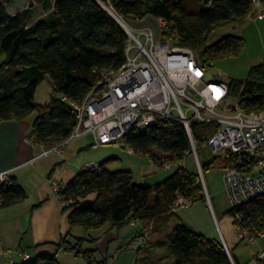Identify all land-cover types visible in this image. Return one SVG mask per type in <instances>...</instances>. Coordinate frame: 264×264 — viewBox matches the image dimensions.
<instances>
[{
	"label": "trees",
	"instance_id": "1",
	"mask_svg": "<svg viewBox=\"0 0 264 264\" xmlns=\"http://www.w3.org/2000/svg\"><path fill=\"white\" fill-rule=\"evenodd\" d=\"M7 1L0 0V122L23 121L35 111L37 117L31 133L34 143L56 145L69 137L75 127L63 99L78 102L99 81L101 71L121 68L125 62L126 35L113 17L92 0H32L31 7L50 14L36 21H32L31 8L15 15L6 13ZM258 2L264 6V0ZM113 7L126 20H142L146 16L163 20L168 28L162 37H177L176 45L195 52L198 61L208 66L214 60L234 58L243 47L242 39L234 36L208 46L210 33L232 23L243 24L255 5L252 0H119ZM46 76L53 82V96L44 106L33 104L36 89ZM227 85L228 95L238 99L244 113L264 108V65H256L246 79H235ZM215 128L206 124L192 126L197 147ZM125 141L135 154H170L180 166L166 179L149 186L134 184L129 171H108L104 162L99 163V170L81 169L59 195L61 202L69 204L62 207V212L67 215L70 230H98L106 224L119 229L136 221L150 228L151 234L147 246L136 250L138 255L144 249L160 246L159 242H151L152 236L166 232V252L172 264H236L220 240L194 232L171 210L175 193L189 199L191 206L205 203L198 177L182 166L190 148L182 125L160 120L143 131H131ZM152 149L160 154H153ZM222 159L225 166L231 165L228 157ZM9 182L10 185H0V210L27 197L13 178ZM89 197L93 199L85 202ZM232 211L228 212L231 216ZM240 211L251 220L249 228L264 231V195L251 200ZM170 224L174 226L168 233ZM142 225H137L140 232L136 238ZM68 235L54 244L59 252L86 264H107L106 259L95 258L97 250L82 247L87 239L71 242ZM138 263L136 260L135 264ZM22 264L59 262L55 255L40 254Z\"/></svg>",
	"mask_w": 264,
	"mask_h": 264
},
{
	"label": "built area",
	"instance_id": "2",
	"mask_svg": "<svg viewBox=\"0 0 264 264\" xmlns=\"http://www.w3.org/2000/svg\"><path fill=\"white\" fill-rule=\"evenodd\" d=\"M92 1L107 11L125 33V62L117 70L101 71L99 81L78 102L63 99L68 103L75 121L69 137L47 147L34 143L33 134L25 137L27 143L38 147L36 158L61 154L70 142L87 136L92 138L91 149L112 147L135 156L125 141L131 131H143L147 127L156 126L160 120L173 121L181 124L186 132L190 144L187 154L193 156L196 169L194 174L198 177L197 182L205 198L203 167L199 161L192 126L215 125V131L206 139L205 147L209 155L222 154L231 163L224 167L222 175L223 186L233 210L237 240L251 246L257 244L258 239H264V231L249 228L251 220L239 210L251 200L264 195V108L256 113H244L238 105V99L228 95L227 83L219 76L209 77V67L198 61L195 52L176 45L178 38L175 36L160 41L150 27L132 26V21H140L135 17L126 20L119 16L113 7L119 0ZM256 2L252 0L253 5ZM255 18L264 19V11L256 12ZM158 22L163 35L168 25L163 20ZM165 155L156 157L148 154L145 158L163 171H171L180 166L170 154ZM98 166L99 163L94 161L86 162L81 169L99 170ZM9 176V172L1 173L0 185H10ZM64 186L60 182L52 181L51 184L62 207L69 205L60 200L59 195ZM206 198L205 202L210 206L208 196ZM190 206L189 199L175 193L172 212ZM129 224L142 225L136 221H130ZM149 232L150 228L142 225V232L134 241L137 249L145 248L150 242ZM220 242L232 261L223 239ZM255 259L264 264V251Z\"/></svg>",
	"mask_w": 264,
	"mask_h": 264
},
{
	"label": "crops",
	"instance_id": "3",
	"mask_svg": "<svg viewBox=\"0 0 264 264\" xmlns=\"http://www.w3.org/2000/svg\"><path fill=\"white\" fill-rule=\"evenodd\" d=\"M258 5L261 8L254 7V9H264V6L260 5L259 2ZM149 19L154 20V18L146 16L142 18L141 25L148 27L149 22H152ZM263 21L264 19L257 20L261 23ZM158 33L155 32L159 38ZM28 118L23 121L0 122V174L9 172V179L13 178L15 183L27 195L26 200L23 202L0 210V264H22L40 254L55 255L58 262L61 258L65 261L69 260L71 264H86L83 260L63 251L59 252L55 248L54 244L58 243L67 234H69L68 237L71 242L78 238L87 239L82 247L84 248L86 245V249L97 250L95 258L98 260L106 259L107 264H135L136 260L139 261V255L143 250L138 255L136 253L137 247L134 250L130 246L131 243L135 245V238L138 235L137 233L140 232V228L137 226L127 225L119 229H113L109 224H106L98 230L85 231L80 228L70 230L67 224V215L62 212V204L59 198L55 197V193H52L51 187L52 181L64 182L60 179L59 181L54 179L55 168L65 161V158L62 157L64 151L57 156L60 157V161L52 159V155L37 159L38 147L25 141V137L32 133V123L34 122V120L28 122ZM91 142L92 138H85L84 142L77 145L76 154L88 150ZM80 154L76 158H79ZM105 158L104 156L100 158L84 156L81 159L83 162L77 167V170L80 171L81 166L86 162L101 163ZM143 178H147V175ZM223 192L227 197L225 186H223ZM227 201L229 203L228 197ZM208 208L210 214L201 204L197 207V210L194 208L193 212L180 215L179 211H176L175 214L194 232H199L207 239L218 241L217 232L213 230L211 220L212 214L213 220L219 227L218 220H216V211L212 209L211 203ZM218 211L221 215L220 207ZM171 227L173 229V224L169 225L168 232ZM218 231H220V238L225 242L223 232L220 228ZM91 240L95 242L92 243ZM166 241V232L163 235L152 236V243H160V246H152L149 249V254L154 256L152 259L154 260L153 264H172L173 260L167 256ZM225 245L229 252L227 242H225ZM230 254L232 255V253ZM23 255H26L27 258H24ZM138 264H150V261L146 258Z\"/></svg>",
	"mask_w": 264,
	"mask_h": 264
},
{
	"label": "rangeland",
	"instance_id": "4",
	"mask_svg": "<svg viewBox=\"0 0 264 264\" xmlns=\"http://www.w3.org/2000/svg\"><path fill=\"white\" fill-rule=\"evenodd\" d=\"M258 8H261L258 5V0L256 2ZM6 13L9 15H15L19 12L25 11L30 9V15L33 16L32 21L39 20L41 18H46L50 14L48 12L42 11L37 6L31 7V0H8L6 3ZM259 11H264V9H254V12L249 15L246 21L243 24H235L232 23L231 25H227L221 27L210 33L208 36V46L215 44L222 40V38L226 36L237 37L242 39L243 47L240 53L234 58H223V60H214L211 64H208L207 73L209 77H221L222 81L225 83H229L233 80H244L247 77L248 71L256 67V65H264V21L257 22L255 18V13ZM140 22L135 23L132 21V26L142 27L141 20ZM149 26L153 32H159V39L163 41L162 31L159 28L158 20H150ZM263 25V27H261ZM53 82L51 79L46 76L44 78V82L41 83L38 88L36 89V94L33 99V104L42 105L44 106L47 104L53 96L52 92ZM36 117V112L34 111L30 117L28 118V122H31ZM91 138V137H85ZM85 138L82 137L80 139L74 140L66 145L63 149L64 153L62 157L65 158L64 162H61L58 167L55 168L54 179L57 181L62 180L64 182L70 181L74 175H76L79 170L77 167L81 165L83 162L81 159L84 156L87 157H106L104 159V168L110 172L115 173V171H129L132 174L133 182L136 185H152L157 182H160L167 177H169L177 167L171 169V171H163L161 168L151 164L144 156L139 155L138 153L135 156H130L127 153L119 150L113 149L111 147H103L99 149H91L85 150L81 152L80 157L76 158L79 154H76L77 145L84 142ZM206 139V138H205ZM205 140L202 146H198V153H199V161L202 167H205L203 171L204 175V186L206 187V196H208L212 209L216 211V220H218L219 227L215 220H213V216L211 214L212 220V227L215 232H217V239L218 241L221 240L220 238V231L223 232V236L225 242L228 244L229 252L232 253V257L235 260L236 264H257L256 256L262 253L264 249V239H258L257 244L251 246L246 242L242 241L240 243L237 240L236 230L233 227V219L231 214L228 212L230 211V205L227 201V197L223 192L222 186V172L225 167L223 163V155L218 154L215 156L209 155L207 148L205 147ZM153 154L159 155L155 149H152ZM59 155V154H58ZM57 154H52L51 158L56 159V161H60V157ZM162 156H166L165 153L161 154ZM101 162V163H103ZM193 156H188L184 162L182 163L186 169L194 174L196 169L195 165L193 164ZM72 163V164H71ZM147 175V178H143ZM56 182V181H54ZM60 182V181H59ZM58 182V183H59ZM60 182V183H64ZM66 184V183H64ZM53 193V192H52ZM54 194V193H53ZM55 195V194H54ZM205 196V198H206ZM58 199V196H55ZM93 197H89L86 199L85 202H90ZM207 201V198H206ZM201 204L208 214H210V209L208 208L207 202L205 203H195L191 207L193 209H184L179 210V214L190 213L193 210H197V207ZM219 207L221 208L222 214L220 215L218 212ZM195 208V209H194ZM206 221V220H204ZM174 226V225H173ZM172 229V227H171ZM170 229V230H171ZM169 230V232H170ZM76 232V231H75ZM168 232V233H169ZM83 234V233H82ZM78 237V236H76ZM131 248L135 250V245L130 244ZM86 245L84 246V248ZM88 247V245H87ZM90 248V247H88ZM155 250V249H153ZM161 251V250H160ZM68 257V256H65ZM139 263H142L143 260L146 258L149 259L150 264H153L152 260L154 256L149 254V249H144L139 255ZM58 260V259H57ZM67 260V259H66ZM60 264H71L69 260L65 261L59 258Z\"/></svg>",
	"mask_w": 264,
	"mask_h": 264
},
{
	"label": "snow or ice",
	"instance_id": "5",
	"mask_svg": "<svg viewBox=\"0 0 264 264\" xmlns=\"http://www.w3.org/2000/svg\"><path fill=\"white\" fill-rule=\"evenodd\" d=\"M196 74L199 75V72H197Z\"/></svg>",
	"mask_w": 264,
	"mask_h": 264
}]
</instances>
